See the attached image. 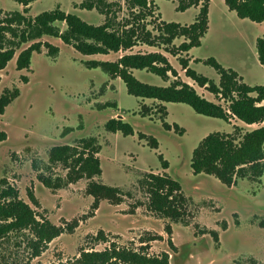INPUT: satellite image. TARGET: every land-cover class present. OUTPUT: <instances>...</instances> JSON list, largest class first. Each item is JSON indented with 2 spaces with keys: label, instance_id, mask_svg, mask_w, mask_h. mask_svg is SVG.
I'll use <instances>...</instances> for the list:
<instances>
[{
  "label": "rangeland",
  "instance_id": "rangeland-1",
  "mask_svg": "<svg viewBox=\"0 0 264 264\" xmlns=\"http://www.w3.org/2000/svg\"><path fill=\"white\" fill-rule=\"evenodd\" d=\"M83 1L37 0L25 11L26 7L15 0H0V50H15L12 60L0 70V95L19 91L0 114V131L7 134L6 142L0 144V192L14 187L38 218L45 217L62 228L60 236L36 258L32 257L29 243L33 236L29 230L7 232L0 237V264L72 262L82 250L101 251L112 243L150 256L167 252L170 264H264V173L261 181L237 179L229 188L214 176L193 174L190 167L192 151L208 134L219 132L238 143L246 132L264 122L248 125L235 118L224 121L198 114L184 103L132 96L120 78L91 64L115 62L125 53L160 52L177 77L170 74L163 80L147 70H133L134 76L156 86L181 80L226 108L225 101L186 76L179 59H188L190 68L216 84L219 75L204 63L207 58L235 70L248 85H262L264 66L258 60L256 41L264 35V22L241 19L224 0H209L208 30L201 46L174 56L170 51L184 38L165 45L157 38L158 27L164 21L189 25L198 10L195 7L182 12L174 0H153L151 13H144L136 23L156 37L154 46L137 41L131 50L83 55L58 37L21 41L25 25L16 14L30 19L59 8L91 24L106 21L97 9L83 8ZM106 1L119 4L112 6L116 23H135L138 10L131 9L126 0ZM56 25L65 28L62 23ZM38 41L57 47V53L50 55L42 46L33 53L28 69H18L19 53ZM161 106L166 107V114L160 111ZM119 114L131 125L132 133L107 128ZM79 125L85 128L76 129ZM71 128L76 130L68 132ZM80 138L93 139L98 146L101 174L70 181L64 164L50 163L49 151L58 144L80 147ZM151 174L168 176L180 186L169 200H164L163 211L152 206ZM41 177L59 186L47 188ZM92 182L116 188L120 201L102 198L94 207L95 198L88 192ZM30 189L38 206L27 197ZM162 192L165 196L167 188ZM6 222L0 220V224ZM169 241L176 252L170 249Z\"/></svg>",
  "mask_w": 264,
  "mask_h": 264
},
{
  "label": "trees",
  "instance_id": "trees-1",
  "mask_svg": "<svg viewBox=\"0 0 264 264\" xmlns=\"http://www.w3.org/2000/svg\"><path fill=\"white\" fill-rule=\"evenodd\" d=\"M15 1L25 6L27 11V7L37 0ZM126 1L131 9L138 10V13L134 14L135 23L131 26H127L128 22L126 24L115 22L116 13L112 10V6L119 4L106 0H84L81 3V6L87 10L95 8L104 14L106 21L102 24L88 23L79 16L59 8L42 12L30 19L23 14H16L17 20L23 21L25 25V30L20 37L21 41L27 42L42 36L58 37L83 55H106L131 50L137 41L154 46L156 37L151 36L144 25L136 23L142 20L146 13H151L153 0ZM174 1L178 4L177 10L182 12L199 7L194 22L189 25L164 21L158 27L157 38L165 45H172L176 38H184L179 46L170 51L176 56L201 46V38L208 30L209 0ZM224 2L228 9L234 11L241 19H249L257 23L264 22V0H224ZM111 12H113L112 16ZM56 23L64 24V30H61ZM42 46L48 48L50 55L58 51L57 47L48 42H34L19 53L16 60L17 68L28 69L33 52L40 51ZM256 48L259 63L264 66V35L257 39ZM14 55L13 48L0 50V70L7 66ZM179 61L187 77L213 94L216 99L225 101L228 104L227 107L224 108L219 102L207 100L192 85L181 80H176L167 86H156L136 78L133 70H147L163 80L168 79L170 74L177 77V72L168 58L160 52L125 53L115 62L93 61L91 64L92 67L100 65L113 77L120 78L125 83L128 94L132 96L161 102L184 103L198 114L224 121L235 118L248 125L264 122V84L255 86L246 84L240 80L235 70L224 68L213 57L207 58L204 63L218 73L219 84L190 68L188 59L180 58ZM18 95L17 89L4 91L0 95V114L4 113L5 108ZM159 109L167 113L165 106ZM164 126L169 128L167 124ZM107 128L113 132L132 133L131 125L119 119H111L107 123ZM6 138L7 134L0 131V144ZM153 141L156 144V141ZM80 144V147L68 144L57 145L49 151L50 163L64 164L68 169L67 178L70 181L101 174L100 160L97 157L98 146L95 141L83 138ZM167 165L165 162L164 166L167 167ZM191 167L195 173L214 176L227 186L233 185L237 179L261 181L264 173V125L246 132L238 143L233 137L219 132L208 134L193 150ZM41 181L47 188L59 186V184H53L47 177H41ZM149 183L152 206L158 211L165 210L164 200H169V195L180 189L178 182L168 176L151 174ZM165 188L168 192L164 196L162 191ZM88 192L95 198L94 207L102 198L113 202L120 201L116 188L98 182L90 183ZM27 197L34 206H38L37 198L31 189L27 190ZM0 220L7 221L0 224V237L10 231L29 230L33 236L29 245L34 258L39 257L47 245L62 233V228L54 225L47 218H38L30 204L19 198L17 189L11 186L0 192ZM100 237L105 239L103 233H100ZM55 264H170V261L167 253L150 256L144 251L120 248L112 243L101 251L82 250L79 257L72 262Z\"/></svg>",
  "mask_w": 264,
  "mask_h": 264
},
{
  "label": "flooded vegetation",
  "instance_id": "flooded-vegetation-1",
  "mask_svg": "<svg viewBox=\"0 0 264 264\" xmlns=\"http://www.w3.org/2000/svg\"><path fill=\"white\" fill-rule=\"evenodd\" d=\"M39 52V51H38ZM34 53V52H33ZM96 67V66H95ZM92 68V67H91ZM85 128V126H83V127H81V125H79V126H77V128L76 129H84ZM76 129H68V132H74ZM80 139H83V138H80ZM6 140H7V138H6ZM6 140L4 141V142H6ZM4 142H3V144H4ZM58 145H62V144H58ZM54 146H57V145H54ZM195 149V148H194ZM193 152V151H192ZM192 156V155H191ZM190 167H191V161H190ZM191 170H192V173L193 174H197V173H195L194 171H193V169H192V167H191ZM199 174H202V173H199ZM234 185V184H233ZM225 186H227V185H225ZM232 186V185H231ZM231 186H227V187H231ZM168 244H169V247H170V249L172 250V252H176L177 250V248L173 245V243L172 242H168ZM173 245V246H172ZM165 253H167V252H165ZM168 254V253H167Z\"/></svg>",
  "mask_w": 264,
  "mask_h": 264
},
{
  "label": "water",
  "instance_id": "water-1",
  "mask_svg": "<svg viewBox=\"0 0 264 264\" xmlns=\"http://www.w3.org/2000/svg\"><path fill=\"white\" fill-rule=\"evenodd\" d=\"M116 118L119 119V120H122V119H124V116L119 114V115L116 116Z\"/></svg>",
  "mask_w": 264,
  "mask_h": 264
},
{
  "label": "crops",
  "instance_id": "crops-1",
  "mask_svg": "<svg viewBox=\"0 0 264 264\" xmlns=\"http://www.w3.org/2000/svg\"><path fill=\"white\" fill-rule=\"evenodd\" d=\"M193 8H195V7H193ZM190 9H191V8H190ZM190 9H188V10H190ZM196 9L199 11V7H196ZM198 11H197V13H198ZM196 15H197V14H196ZM196 15H195V16H196Z\"/></svg>",
  "mask_w": 264,
  "mask_h": 264
}]
</instances>
